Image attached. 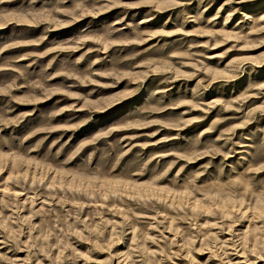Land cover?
<instances>
[{"label": "rangeland", "instance_id": "rangeland-1", "mask_svg": "<svg viewBox=\"0 0 264 264\" xmlns=\"http://www.w3.org/2000/svg\"><path fill=\"white\" fill-rule=\"evenodd\" d=\"M0 264H264V0H0Z\"/></svg>", "mask_w": 264, "mask_h": 264}]
</instances>
